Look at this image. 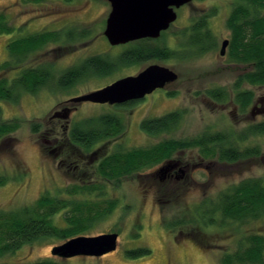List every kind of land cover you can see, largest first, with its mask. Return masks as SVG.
<instances>
[{"label": "rangeland", "instance_id": "obj_1", "mask_svg": "<svg viewBox=\"0 0 264 264\" xmlns=\"http://www.w3.org/2000/svg\"><path fill=\"white\" fill-rule=\"evenodd\" d=\"M235 2L237 0H193L176 11V21L163 36L148 42L152 47L165 45L176 48L179 33L200 17L211 14L208 28L215 46L206 53L189 54L185 59L147 61L122 68L107 77L89 78L69 90L59 89L53 82L36 94L22 93L15 103L0 101V121H16L18 125L16 131L9 135V141L3 142V147L0 141V175L8 178L7 183L0 187V210L32 206L43 194L62 195L64 188L81 180L102 187V196L94 192L83 197L93 202L102 201L101 207L107 205L103 202L106 200L116 201L117 205L110 214L94 222L84 236L116 232L117 248L101 257L77 256L62 260L64 264H220V256L233 250L240 238L252 233L264 235V216L240 224L225 222L220 225L218 221L213 226L209 224L208 229H199L202 236L200 244L185 237L190 226L174 229L165 226V221L183 219L184 214H187L185 219H191L189 212L197 204L215 199L232 184L247 178H264V134L248 135L238 142L242 148L258 147L259 156L237 164H210L200 160L195 150L173 156L172 159L179 160L182 165L200 162L204 166L187 177V186L182 179L173 184L174 188L168 185V181L156 186L161 183L159 179L154 181L156 184L143 185L135 177L122 179L115 185L96 173L102 153L113 151L118 144L131 149L164 139H190L212 131L233 130L243 134L251 124L264 120V86H242L243 90L252 91L255 99V104L244 113L233 103H215L204 95L207 89L222 87L232 97L233 83L244 69L242 65L229 62L227 51L224 56L219 54L221 42L230 37L226 19ZM0 12H4L14 27L12 34H0V63L7 57L6 46L10 39L68 26L90 30L89 37L62 45L66 54L61 56L40 53L32 59L34 64L52 61L55 74H59L91 55H106L114 59L120 51L139 42L115 47L109 45L103 35L110 12L106 0H47L40 4L0 0ZM152 64L171 69L177 74V80L130 105L69 102L71 98L100 89L119 78L136 75ZM167 92H174V95L168 97ZM252 108L256 110L251 115ZM174 110L183 111L184 116L181 125L173 132L151 137L141 131L143 119L159 117ZM111 112L121 116L125 132L116 141L99 142L96 146L100 153L92 161L88 159L90 152L70 153L64 146L57 149L73 124ZM32 124H40L35 133L31 130ZM158 168L147 169L144 174L154 173ZM195 217L198 218L196 213ZM55 222L59 226L64 225L61 214L57 215ZM59 244L61 242L53 238L40 240L0 257V263L29 264L45 258L59 260L50 254L51 248ZM141 248H147L150 253L142 256L128 254Z\"/></svg>", "mask_w": 264, "mask_h": 264}, {"label": "trees", "instance_id": "obj_2", "mask_svg": "<svg viewBox=\"0 0 264 264\" xmlns=\"http://www.w3.org/2000/svg\"><path fill=\"white\" fill-rule=\"evenodd\" d=\"M45 1L47 0H22V3L40 4ZM208 17H200L179 33L178 41H175L176 48L165 45L152 47L148 45L149 40H142L120 51L114 59L106 55H91L68 66L59 74H55V64L52 61L34 64L32 59L40 53H53L55 56L66 54V49L61 46L89 37L90 30L68 26L10 39L6 46L7 57L0 63V101L15 103L22 93L36 94L53 82L55 87L69 90L89 78L107 77L122 68L147 61L185 59L189 54L197 56L206 53L215 46L213 35L208 28ZM226 27L230 32L225 50L229 62L242 65L244 69L233 83L232 97L226 88L222 87L207 89L204 95L215 103H233L244 113L255 104V99L254 93L243 90L242 86H264V0H237L226 19ZM13 32L14 27L4 12H0V34L9 35ZM163 35L164 33L161 36ZM166 95L171 97L174 92H167ZM139 101L141 100L115 106L130 105ZM255 110L256 108H252L250 114H254ZM183 116V111L174 110L159 117L146 118L140 123V129L151 137L168 134L181 125ZM17 126L16 121H0L1 145L9 141V135L16 131ZM39 127L40 124H32V132H37ZM124 132L125 126L121 116L112 112L106 113L73 124L65 135L64 142H60L57 148L62 149L64 146L70 153L90 152L88 159L92 161L100 153L99 147L96 146L99 142L116 141L115 139L121 137ZM262 134L264 120L251 124L243 134L233 130L212 131L190 139H164L146 147L131 149H124L118 144L113 151L102 153L96 173L115 185L130 177L137 178L143 185H152L156 184L157 180L151 177L152 173L144 174V171L165 164L172 160L173 156L182 155L181 152L195 150L200 160L210 164L232 165L254 159L259 156V148H242L238 142L248 135ZM1 145L0 148L5 144L2 147ZM7 181L6 176L0 175V187ZM181 181L184 186L189 182L186 178ZM168 183L171 188L176 184L170 181ZM160 184H165V181L158 182L156 186ZM101 190L102 187L81 180L78 184L64 188L62 195L43 194L32 206L0 210V257L15 253L23 246L40 240L53 238L62 243L84 236L94 222L110 214L117 205L116 201L106 200L103 202L107 205L101 207L102 201L93 202L83 197L94 192L95 195L99 193L100 197ZM189 213L191 219H185L187 214H184L183 219L170 222L164 220L167 223L165 226L167 229L190 226V230L184 235L198 243L202 240L199 229L204 231L205 228L208 229L209 224L213 226L217 221L220 225L225 222L240 224L255 221L264 216V178H247L232 184L215 199L197 204ZM58 214L62 216L63 226L55 222ZM149 253L147 248H141L128 254L142 256ZM219 263L264 264V235L252 233L240 238L233 250L220 256ZM29 264L64 263L61 259L45 258Z\"/></svg>", "mask_w": 264, "mask_h": 264}, {"label": "water", "instance_id": "obj_3", "mask_svg": "<svg viewBox=\"0 0 264 264\" xmlns=\"http://www.w3.org/2000/svg\"><path fill=\"white\" fill-rule=\"evenodd\" d=\"M110 12L105 20L103 35L115 47L141 39H158L177 19L176 10L193 0H106ZM228 39L221 42L219 54L224 56ZM171 69L152 64L133 76L119 78L86 94L71 98L70 103L85 102L100 105H123L144 99L157 89H164L177 80ZM66 117V116H62ZM174 167L171 161L158 170L166 175ZM118 233L78 236L51 248L50 254L61 260L72 257H101L116 250Z\"/></svg>", "mask_w": 264, "mask_h": 264}, {"label": "flooded vegetation", "instance_id": "obj_4", "mask_svg": "<svg viewBox=\"0 0 264 264\" xmlns=\"http://www.w3.org/2000/svg\"><path fill=\"white\" fill-rule=\"evenodd\" d=\"M204 16H207L208 17L209 14H206ZM209 17L207 19H209ZM165 32H162V33H165ZM162 33H161V35H162ZM142 40H151V39H141V40H138V41H142ZM57 116L62 117L61 114H57ZM57 149H60V148H57ZM169 161H171L174 164V167L169 172H167L166 175L161 176L157 172H158L159 168L161 166H163L164 164L160 165L159 168L154 173L150 174L151 177L154 180L155 179H159L160 182H164V181H167L168 180V181H171L173 183H178L180 181V179L183 180L184 178H186V180L188 181V178H189V175L190 174H192L193 172L198 171V170H201V169L204 168L203 164L200 163V162L193 163V164L182 165V163L179 160L172 159V160H169ZM180 236L181 235H179V237Z\"/></svg>", "mask_w": 264, "mask_h": 264}]
</instances>
